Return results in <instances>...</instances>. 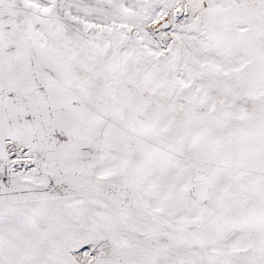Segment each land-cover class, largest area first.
Instances as JSON below:
<instances>
[{
    "label": "snow or ice",
    "instance_id": "1",
    "mask_svg": "<svg viewBox=\"0 0 264 264\" xmlns=\"http://www.w3.org/2000/svg\"><path fill=\"white\" fill-rule=\"evenodd\" d=\"M0 264H264V0H0Z\"/></svg>",
    "mask_w": 264,
    "mask_h": 264
}]
</instances>
